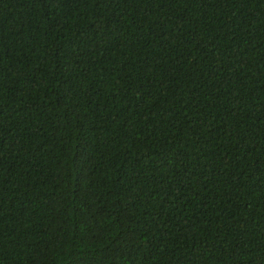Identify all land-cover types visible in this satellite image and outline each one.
<instances>
[{"label":"trees","instance_id":"obj_1","mask_svg":"<svg viewBox=\"0 0 264 264\" xmlns=\"http://www.w3.org/2000/svg\"><path fill=\"white\" fill-rule=\"evenodd\" d=\"M0 264H264V0H0Z\"/></svg>","mask_w":264,"mask_h":264}]
</instances>
